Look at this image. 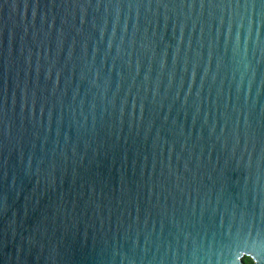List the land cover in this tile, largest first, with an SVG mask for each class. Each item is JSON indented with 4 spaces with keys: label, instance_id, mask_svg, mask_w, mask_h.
I'll return each instance as SVG.
<instances>
[{
    "label": "water",
    "instance_id": "1",
    "mask_svg": "<svg viewBox=\"0 0 264 264\" xmlns=\"http://www.w3.org/2000/svg\"><path fill=\"white\" fill-rule=\"evenodd\" d=\"M264 260V0H0V264Z\"/></svg>",
    "mask_w": 264,
    "mask_h": 264
},
{
    "label": "trees",
    "instance_id": "2",
    "mask_svg": "<svg viewBox=\"0 0 264 264\" xmlns=\"http://www.w3.org/2000/svg\"><path fill=\"white\" fill-rule=\"evenodd\" d=\"M242 262H243V264H254L252 258L248 255H244L242 257Z\"/></svg>",
    "mask_w": 264,
    "mask_h": 264
},
{
    "label": "snow or ice",
    "instance_id": "3",
    "mask_svg": "<svg viewBox=\"0 0 264 264\" xmlns=\"http://www.w3.org/2000/svg\"><path fill=\"white\" fill-rule=\"evenodd\" d=\"M261 264H264V260L261 261Z\"/></svg>",
    "mask_w": 264,
    "mask_h": 264
}]
</instances>
